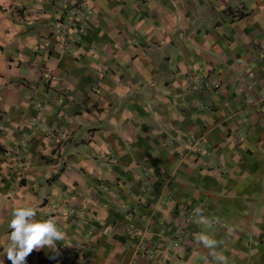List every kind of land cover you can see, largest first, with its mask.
<instances>
[{
    "label": "crops",
    "instance_id": "0c3cea01",
    "mask_svg": "<svg viewBox=\"0 0 264 264\" xmlns=\"http://www.w3.org/2000/svg\"><path fill=\"white\" fill-rule=\"evenodd\" d=\"M21 205L25 264H264V0H0L3 264Z\"/></svg>",
    "mask_w": 264,
    "mask_h": 264
},
{
    "label": "clouds",
    "instance_id": "9594fccd",
    "mask_svg": "<svg viewBox=\"0 0 264 264\" xmlns=\"http://www.w3.org/2000/svg\"><path fill=\"white\" fill-rule=\"evenodd\" d=\"M194 212L200 217L202 224L211 225L219 220L218 217L210 218L203 215L201 209H195ZM36 217V207L21 205L14 209L9 222L11 232L8 234V245L4 250L12 264H25L26 258L34 249L54 247L56 241L65 239L66 234L57 226L59 221L56 217L49 216L43 220ZM195 239L209 250L208 255L215 264H228L227 256L217 254L216 249L220 242L203 232L197 234ZM0 264H3L2 260ZM205 264H209L207 258Z\"/></svg>",
    "mask_w": 264,
    "mask_h": 264
},
{
    "label": "built area",
    "instance_id": "2783aa9c",
    "mask_svg": "<svg viewBox=\"0 0 264 264\" xmlns=\"http://www.w3.org/2000/svg\"><path fill=\"white\" fill-rule=\"evenodd\" d=\"M241 8H237L236 10H234L232 13H231V15H230V17H233V18H237L238 16H239V14H241ZM66 23V22H65ZM65 23L63 24V25H65ZM67 24H70V23H67ZM63 28H66V27H64L63 26ZM65 30V29H64ZM202 81V85L204 86V87H211V85H214L213 83H211V82H209V81H207V82H204L203 83V80H201ZM174 245H176V243L174 244Z\"/></svg>",
    "mask_w": 264,
    "mask_h": 264
},
{
    "label": "rangeland",
    "instance_id": "374dc122",
    "mask_svg": "<svg viewBox=\"0 0 264 264\" xmlns=\"http://www.w3.org/2000/svg\"><path fill=\"white\" fill-rule=\"evenodd\" d=\"M61 21H62V22H61ZM56 22H61V24L63 25V24H64V23H63V22H64V17H61V16H60L59 18L56 19ZM64 29H66V28H64Z\"/></svg>",
    "mask_w": 264,
    "mask_h": 264
}]
</instances>
